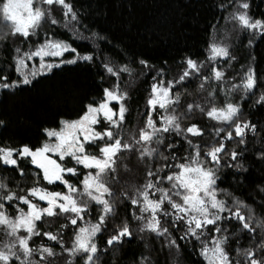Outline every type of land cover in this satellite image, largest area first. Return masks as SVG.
<instances>
[{"label": "snow or ice", "instance_id": "1", "mask_svg": "<svg viewBox=\"0 0 264 264\" xmlns=\"http://www.w3.org/2000/svg\"><path fill=\"white\" fill-rule=\"evenodd\" d=\"M218 7L227 13L223 18L231 22L233 34L249 33V46L257 36L264 40V12L255 14L252 0H227V5L221 0ZM128 8H136L135 0ZM91 15V4L77 7L73 0H0V90L5 95L30 90L38 77L54 76L61 66L103 69L96 73L103 87L81 100L74 118L58 111V119L51 122L57 126L42 128L45 139L39 146L14 143L10 137L0 140V167L27 181L21 187L19 181L13 184V177L0 175V232L4 234L0 264H59L60 260L73 264L74 259L100 264L99 237L104 233L105 254L148 234L169 248H179V240L198 241L197 254L207 264H264V175L254 187L259 203L249 204L220 186L225 170L237 183L246 181L257 164L264 173V123L242 118L246 98L255 96L252 106L264 107V89L256 93L264 82V69L256 56L249 53L238 82L228 80L227 68L237 58L217 33L208 42L204 59L188 52L181 57L179 71L168 79L170 68L164 67L168 62L157 67L144 53L114 63L98 44L81 52L68 39L48 31L42 40H32L47 24L62 26L73 36H82L83 29L89 33L84 39L111 44L115 37L109 39L101 35L102 30L90 27ZM223 58L227 59L221 65ZM34 59L38 63L30 65ZM137 63L157 75L152 76L143 126L125 127L131 93L120 81L124 74L135 77L132 65ZM192 79L200 80L198 88L205 95L189 102L179 89ZM64 89L78 94L72 84ZM221 92L223 103L218 100ZM238 92L240 99H233ZM197 112L217 122L212 125L214 135L198 119H189ZM7 126V120L0 118V130ZM133 157L137 170L142 166L143 183L121 176L122 168L133 171L129 163ZM26 161L38 171L29 175ZM61 219L64 222L53 231V222ZM45 221L48 230L40 227ZM69 228L70 246L65 240ZM244 235L247 247L241 244ZM34 237L42 242L37 245ZM134 264H151L150 255L141 253Z\"/></svg>", "mask_w": 264, "mask_h": 264}, {"label": "trees", "instance_id": "2", "mask_svg": "<svg viewBox=\"0 0 264 264\" xmlns=\"http://www.w3.org/2000/svg\"><path fill=\"white\" fill-rule=\"evenodd\" d=\"M73 2L77 7L81 4H91L92 15L89 19L92 23L90 27L97 31L102 30L101 35H109V39L115 37L111 44L105 41L84 39L83 37L88 36L89 33L84 32L83 29H81L82 36H73L69 30L59 26L49 28L46 25V28L44 27L40 32H54L58 38L68 39L81 52L94 50V46L98 44L114 63H125L131 60L133 53H144L157 67L163 61H167L168 63L164 67L170 68L168 79H171L179 71L178 64L181 57L188 52L198 53L200 54L199 58L204 59L208 42L219 33V36L231 45L232 54L237 58L227 68L226 77L228 80L235 78L236 82L239 81L242 66L246 69L249 63V53L256 56L259 67L264 69V40H260L257 36L256 42L249 46L247 31L233 34L230 31L233 27L231 22L223 18L227 13L218 7L221 0H135L136 8L134 10L128 8L130 0H73ZM224 3L227 5V0H224ZM252 5V11L255 14L259 15L264 12V0H252ZM58 13L57 16H61V12ZM121 57L125 59H120ZM226 59L223 58L220 64L223 65ZM82 64L83 62H80V65ZM61 67L62 70L57 71L54 76L47 79L38 77L35 87L18 95H5L3 90L0 91V118H5L8 122L7 128L0 130V140L10 137L14 143L30 142L32 145L39 146L45 139L42 128L57 126L51 122L58 119L56 116L58 111L74 118L80 109L81 100L85 96L96 95L98 86L103 87L96 75L98 72L102 73L103 69L96 65L87 68L78 65ZM132 67L136 73L135 77L124 74L120 81L121 86H126L131 93V107L125 127H134L137 124L143 126V121L146 119V100L153 82L152 76L157 75L155 71L142 69L138 63L133 64ZM141 71L145 75L141 76ZM112 82L109 80V84ZM67 84L74 85L78 89V94L73 95L67 89L61 91ZM199 84V79H192L191 83L185 85L186 92L185 88H180L179 91L184 92L186 100L190 102L197 96L205 95L199 90ZM261 89H264V82L256 89L257 95ZM240 95L239 92L235 93L233 99L239 100ZM255 99V96L245 99L242 118L250 117L253 122L264 123V107L260 105L253 107ZM218 100L223 103V92L220 93ZM161 113L162 110L156 113L157 119ZM189 119H198L201 124L207 127L209 134L212 131V121H209L206 116H200L197 112L194 117ZM184 123H188V120H185ZM205 139H209V136L206 135ZM253 143L256 141L253 140ZM233 144L235 141H232L229 147L231 148ZM187 147L188 145L185 143L184 148L187 149ZM180 155H184V152L181 151ZM129 163L133 171L126 173L122 168L121 176L132 183H143L142 166H139L141 170H137L135 157ZM24 166L29 169V175L37 171L29 161H26ZM0 175L13 177V184L19 181L21 187H24L27 182L26 179L13 176L11 172H5L2 167H0ZM262 175L264 173L261 172V166L257 164L250 169L246 181L237 183L233 179L231 171L225 170V176L220 186L230 188L235 197L243 199L249 204H252L253 200L259 203L260 198L256 195L254 187ZM116 187L119 188L121 185ZM256 212L260 215L261 210L257 208ZM121 215H123V210H121ZM63 222L62 219L53 222L52 230L55 231V228ZM48 223L45 221L40 227L43 230H48ZM67 231L68 236H65V240L70 246L71 228ZM237 233H239V229H237ZM143 235V239L140 236L131 238L123 247L107 251V254H105L103 243L107 233L101 235L99 237L100 264H134L141 253L150 255L151 264H207L202 256L197 254L200 247L198 241L179 240V248H169L160 238L148 234ZM174 235L179 237L180 233L176 232ZM3 239L4 234L0 232V240ZM240 240L244 247L248 246L246 235L240 236ZM34 241L37 245L42 242L40 237H35ZM145 244H149L150 247L145 248ZM194 245L196 251H194ZM235 246L233 245V247ZM57 251H59L58 246ZM59 264H63V260H60ZM73 264H82V259H74Z\"/></svg>", "mask_w": 264, "mask_h": 264}, {"label": "rangeland", "instance_id": "3", "mask_svg": "<svg viewBox=\"0 0 264 264\" xmlns=\"http://www.w3.org/2000/svg\"><path fill=\"white\" fill-rule=\"evenodd\" d=\"M59 11H57V13L56 14H59L58 13ZM46 25L47 24H45L44 25V27L46 28ZM59 27H62V26H59ZM42 29H44V28H42ZM44 35H45V33H42V32H40V36L39 37H32V40L33 41H38V38H40V40H42L43 38H44ZM225 42V41H224ZM226 43V42H225ZM24 47L25 48H27V45H24ZM67 55V54H66ZM74 55V54H73ZM32 63H38V60H33V61H30L29 62V64L31 65ZM1 91V90H0ZM217 122H215V121H212V125H214V124H216ZM210 135H214V133H213V131H210ZM53 155V158L54 159H58V155H56V154H52ZM34 166V165H33ZM36 167V166H35ZM3 233V232H2ZM147 235V234H146ZM208 238L210 239V235H208ZM203 258V257H202ZM204 259V258H203ZM205 260V259H204ZM206 262V261H205ZM207 263V262H206Z\"/></svg>", "mask_w": 264, "mask_h": 264}, {"label": "flooded vegetation", "instance_id": "4", "mask_svg": "<svg viewBox=\"0 0 264 264\" xmlns=\"http://www.w3.org/2000/svg\"><path fill=\"white\" fill-rule=\"evenodd\" d=\"M29 163H30V161H29ZM32 167H34L37 171H38V169L35 167V166H33V165H31ZM82 171H83V169H82ZM80 178H82V177H80ZM77 178L76 177H73V180L75 181ZM39 223V222H38ZM35 238V237H34Z\"/></svg>", "mask_w": 264, "mask_h": 264}]
</instances>
